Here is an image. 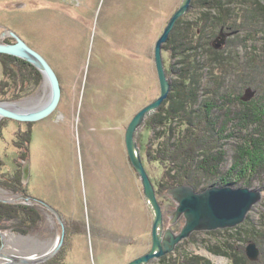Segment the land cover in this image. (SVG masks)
Returning <instances> with one entry per match:
<instances>
[{
  "label": "rangeland",
  "instance_id": "1",
  "mask_svg": "<svg viewBox=\"0 0 264 264\" xmlns=\"http://www.w3.org/2000/svg\"><path fill=\"white\" fill-rule=\"evenodd\" d=\"M182 1L0 0V43L14 44L12 37H3L2 34L5 31L16 33L50 63L62 88L57 109L41 121L24 123L0 118V179L7 176L13 179L20 173L23 190L29 196L13 193L0 183V202L21 204L38 212L34 228H22L17 222L6 223L0 219L1 246L5 236L11 239L4 250H0V264H14L13 257L39 259L51 253L49 259L37 260L35 264H130L151 251L153 216L129 158L126 131L132 119L161 95L155 47ZM192 10L193 3L186 15ZM194 16L191 14L188 19ZM235 34L221 30L215 43L224 42L214 49H226ZM240 36L243 39L235 48L238 60L249 65V59L256 55L254 65L262 66L256 70V75L259 71L263 73L262 36L256 35L254 42L245 34ZM167 44L164 45L163 60L172 89L177 78L169 71L175 60L166 50ZM26 63L31 67L20 64L23 72L16 73L18 84L6 88L2 86L6 78L0 60V103L20 106L32 101L25 107L34 108L42 107L49 100L50 89L43 75ZM38 72L41 77L37 76ZM262 75L264 77V73ZM262 75L253 88L242 92V103L256 105L255 99L262 97L263 105ZM226 76L230 83L228 78L234 76L237 79L238 73L231 71ZM33 77L41 80H37L36 87L31 84ZM230 92L228 88L223 93L224 99L216 98L217 105L214 103L208 108L213 117L210 120L214 119V129L220 134L217 135L220 145L213 156L223 159V162L216 160L218 163L213 164L214 168L217 167L212 170L215 171L211 175L213 186H218L220 180H216L221 175L231 172L234 166L232 156L239 142L236 138L238 128L234 123L242 121L236 113L243 105ZM262 108L264 115V106ZM156 113L149 116L139 130L137 144L144 167L157 190L156 183L163 175V168L147 156L151 145L154 151L157 148L152 139L153 132L147 126ZM261 118L264 123V116ZM260 126L250 124L244 132L246 135L257 133ZM30 131L28 157L21 159L15 146L17 134ZM27 161L30 173L29 179L24 180ZM250 174L245 176L249 178ZM199 175L200 172L196 176ZM258 177L251 186L247 184L248 178L236 187L226 185L249 188L262 194L261 201L250 210L242 224L232 229L195 232L182 240L173 252L147 264H163L164 261L166 264H185V259L191 256L205 258L210 264H232L230 259L208 251V247H220L231 252L228 244L237 254L245 256L246 264H264V172L261 171ZM202 180L205 183V179ZM203 186L205 189L196 192L210 188ZM165 191L157 195L164 214V230L169 228L178 233L185 220L181 218L171 224L170 214L176 204ZM21 229H25L26 234H22ZM251 243L259 250L255 262L246 255Z\"/></svg>",
  "mask_w": 264,
  "mask_h": 264
},
{
  "label": "trees",
  "instance_id": "2",
  "mask_svg": "<svg viewBox=\"0 0 264 264\" xmlns=\"http://www.w3.org/2000/svg\"><path fill=\"white\" fill-rule=\"evenodd\" d=\"M191 14L195 16L188 19ZM191 14L179 19L169 43L165 46L175 60V63L170 65L169 71L176 76L177 80L173 81L168 99L147 122L148 128L153 132L152 139L157 145L155 151L154 148H150L152 145L149 147L147 156L163 168V175L156 183L157 195L159 193L162 195L166 189L175 186L189 185L199 191L200 188L205 189L203 185H207L206 187L214 185L211 181L213 179L211 175L215 173L212 171L213 164L218 163L216 160L223 162V159L213 156V152L217 150L216 147L220 145V137H217L220 134L214 129V119L210 120L213 117L209 107L212 108V104L217 105L216 98L224 99L223 93L228 88H231V95L237 97V102L243 105L242 109L236 113L243 118L240 117L242 121L239 124L234 123V126L238 128L236 138L239 141L232 156L234 166L229 175H221L216 182L220 180L218 186L232 184L236 187L240 181L248 178L246 174L251 173L249 180L247 179L248 186H251L253 181L259 178L260 172H264V123L261 118L264 116L262 115L264 103L261 104L262 97L255 99L256 105L244 104L240 100L242 92L247 88H253L264 72L259 71V76L256 75V70L262 67L254 65L257 61L256 55L249 59L251 61L249 65H243L235 54L236 45L243 39L241 34L247 35V39H254L253 42L257 40L256 35H261V41L264 44V4L261 0H194ZM221 30L236 34L232 36V41H228L226 49L219 51L214 49V46L215 39ZM0 60L6 78L2 86L8 88L13 83L18 84L15 79L18 78V72L20 74L23 72L20 64H28L4 54H0ZM231 71L238 73V76L237 79L234 76L229 77V83L226 75ZM37 76H40L39 72ZM40 77L37 79L33 77L34 84H31L36 87L38 81H41ZM260 80H264V77ZM256 90L258 94L264 92L262 88L260 92L259 89ZM239 91L241 93L238 94ZM205 102L207 104H204ZM229 105L230 103L227 104ZM201 116L203 119H200ZM259 122L262 125L259 132L245 134L244 130L249 128L250 124L260 125ZM1 130L2 127H0ZM17 135L15 146L20 151L21 159H25L28 157L31 145V131ZM1 136L0 132V138ZM247 143L251 145L248 146ZM199 172L198 177L196 175ZM19 175L20 173L13 179H8V176L0 179L1 186L13 193H22L23 196L29 197L23 190ZM202 178L205 179V183H202ZM37 217L38 212L31 207L0 202V219L6 223L17 222L19 227L34 228ZM24 230L21 229L20 232L26 234ZM259 237L257 239L262 238ZM238 240L241 241L239 238ZM228 247L232 250L231 252L224 251L220 247H208V251L213 255L230 259L232 264H246L244 255L237 254L230 244ZM184 263L210 264L208 260L199 256L188 257ZM163 264L166 262L164 261Z\"/></svg>",
  "mask_w": 264,
  "mask_h": 264
},
{
  "label": "water",
  "instance_id": "3",
  "mask_svg": "<svg viewBox=\"0 0 264 264\" xmlns=\"http://www.w3.org/2000/svg\"><path fill=\"white\" fill-rule=\"evenodd\" d=\"M193 1H182L156 44L155 63L161 87L160 97L141 110L132 119L126 131L129 158L140 178L144 198L153 216V247L149 253L130 264H147L152 259L164 257L173 252L182 240L188 239L195 232L235 228L246 220L250 210L262 199L261 192L249 188L211 186L202 192H196L193 187L187 185L168 188L165 192L176 204L174 212L170 214L171 224H175L181 218H184L185 222L178 233L169 228L164 230L162 205L158 201L156 189L142 162L137 144V134L145 126L146 119L156 113L169 97L171 85L163 60L164 45L168 43L177 21L192 9ZM2 36L12 37L15 43H0V54L24 60L38 69L50 89V98L42 107L34 108L20 107L12 103H0V118H9L24 123H34L47 118L57 109L62 97L58 75L50 63L16 33L5 31ZM223 42L222 40L215 47L219 48ZM29 173L30 164L27 161L24 168V180L29 179ZM47 208L55 213L50 206H47ZM52 254L41 256L39 259L13 257L12 261H14V264H35L37 260L45 261L49 259ZM246 255L253 262L258 260L259 250L256 244L251 243L248 245Z\"/></svg>",
  "mask_w": 264,
  "mask_h": 264
},
{
  "label": "bare ground",
  "instance_id": "4",
  "mask_svg": "<svg viewBox=\"0 0 264 264\" xmlns=\"http://www.w3.org/2000/svg\"><path fill=\"white\" fill-rule=\"evenodd\" d=\"M26 43V42H25ZM30 74V73H29ZM36 74V73H35ZM249 74H250V72H249ZM31 75V74H30ZM259 76V75H258ZM232 79V78H231ZM228 83V82H227ZM235 84V83H234ZM209 85V84H208ZM244 85V84H243ZM240 86V85H239ZM210 87V86H209ZM220 87V86H219ZM212 88V87H211ZM230 90V89H229ZM241 90V89H240ZM243 90V89H242ZM2 91V90H1ZM3 94V93H2ZM220 95V94H219ZM242 96V95H241ZM258 96V95H257ZM246 100V99H245ZM32 103V101H28V102H25V103H22V104H20V107H25V106H29L31 103ZM245 103V102H244ZM207 104V103H206ZM239 105V104H238ZM236 107V106H235ZM264 111V110H263ZM248 114V113H247ZM1 119H6V118H1ZM7 119H9V118H7ZM10 120H12V119H10ZM246 121V120H245ZM203 122V121H202ZM243 123V122H242ZM197 124V123H196ZM215 124V123H214ZM247 126V125H246ZM201 127V126H200ZM223 127V126H222ZM220 128V127H219ZM244 133V132H243ZM256 135V134H255ZM262 138V137H261ZM228 139V138H227ZM244 140V139H243ZM250 140V139H249ZM249 146V145H248ZM246 151V150H245ZM258 157V156H257ZM204 159V158H203ZM263 159V158H262ZM237 160V159H236ZM210 161V160H209ZM238 161V160H237ZM6 230V229H5ZM10 239V238H9Z\"/></svg>",
  "mask_w": 264,
  "mask_h": 264
},
{
  "label": "flooded vegetation",
  "instance_id": "5",
  "mask_svg": "<svg viewBox=\"0 0 264 264\" xmlns=\"http://www.w3.org/2000/svg\"><path fill=\"white\" fill-rule=\"evenodd\" d=\"M36 227H37V225H36ZM6 238H7V236H5L4 237V240H3V243L5 244H3L2 246H1V244H0V250H4V248H5V246H7V241H9V238H7V240H6ZM1 240V239H0ZM11 240V239H10ZM36 242V241H35ZM47 249H45L44 251H46ZM38 254L40 255L41 254V252H38ZM47 255V254H46Z\"/></svg>",
  "mask_w": 264,
  "mask_h": 264
}]
</instances>
